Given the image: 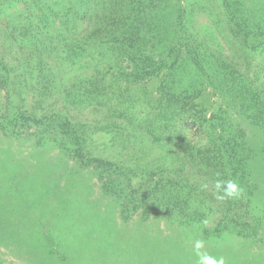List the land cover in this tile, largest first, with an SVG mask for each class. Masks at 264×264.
Instances as JSON below:
<instances>
[{
    "label": "trees",
    "instance_id": "trees-1",
    "mask_svg": "<svg viewBox=\"0 0 264 264\" xmlns=\"http://www.w3.org/2000/svg\"><path fill=\"white\" fill-rule=\"evenodd\" d=\"M4 1L25 2L27 13L16 37L21 57L0 49L1 131L56 144L122 201L125 219L140 210L180 224L212 221L206 240L256 234L252 149L229 116L236 105L264 130V23L255 5L177 0L168 11L169 0ZM194 3L222 24L197 30ZM74 68L84 73L71 76ZM209 91L218 108L204 103ZM98 134L118 137L114 154L93 147ZM229 179L244 191L219 199L216 182Z\"/></svg>",
    "mask_w": 264,
    "mask_h": 264
},
{
    "label": "rangeland",
    "instance_id": "rangeland-1",
    "mask_svg": "<svg viewBox=\"0 0 264 264\" xmlns=\"http://www.w3.org/2000/svg\"><path fill=\"white\" fill-rule=\"evenodd\" d=\"M192 1V0H185ZM255 5L264 23V0ZM177 0H169L168 11ZM194 6L197 30L221 25L218 13ZM25 2L0 0V46L7 58L18 61L19 30ZM12 23H15L12 25ZM19 28V29H18ZM21 35V34H20ZM13 45V49L11 48ZM84 73L74 68L70 75ZM204 103L218 108L221 99L211 91ZM6 106L0 88V115ZM230 120L246 130L252 149L248 170L256 184L252 207L257 232L252 237L224 234L205 239L206 224H180L162 213L145 218L139 210L125 219L122 201L101 188L94 171L69 158L56 144L39 146L33 138H16L0 129V262L2 264H198L195 250L223 256L226 264H264V130L236 105ZM114 134L94 136L93 147L112 153Z\"/></svg>",
    "mask_w": 264,
    "mask_h": 264
},
{
    "label": "clouds",
    "instance_id": "clouds-1",
    "mask_svg": "<svg viewBox=\"0 0 264 264\" xmlns=\"http://www.w3.org/2000/svg\"><path fill=\"white\" fill-rule=\"evenodd\" d=\"M204 189H207V184L202 186ZM217 189L223 190V195L219 196V199L225 198H239V196L243 193V188L236 183L235 181L229 179L227 181H217L216 182ZM203 241L197 240L195 243V250L197 255L199 256L198 264H226V260L223 256L221 257H213L210 255L200 253V249L203 247Z\"/></svg>",
    "mask_w": 264,
    "mask_h": 264
}]
</instances>
